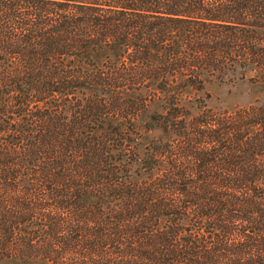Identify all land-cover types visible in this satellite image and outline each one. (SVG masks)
Listing matches in <instances>:
<instances>
[{"label":"trees","instance_id":"1","mask_svg":"<svg viewBox=\"0 0 264 264\" xmlns=\"http://www.w3.org/2000/svg\"><path fill=\"white\" fill-rule=\"evenodd\" d=\"M210 80L264 87V0H0V264H264V179L230 163L264 143L229 123L238 176H179L218 152L177 109L180 150L140 125Z\"/></svg>","mask_w":264,"mask_h":264},{"label":"rangeland","instance_id":"2","mask_svg":"<svg viewBox=\"0 0 264 264\" xmlns=\"http://www.w3.org/2000/svg\"><path fill=\"white\" fill-rule=\"evenodd\" d=\"M165 103L169 104V101ZM172 103L175 105L171 107L159 100L148 105L147 112L140 125L145 128L148 119H152L153 124L150 127L151 131L144 134V136L152 139L158 145H163L169 140V144L174 149L180 150L185 147L184 143L186 142L182 139L171 136L167 139L164 133V122L170 118L171 114H175V109H177L182 114V121L187 126V134L189 135L188 147H192L197 152H205L204 149H207V152H213V154L218 152L212 158H204V161L200 164L196 159L179 152H174L171 156H163L167 166H174L177 169L176 175L187 177L202 176L208 180L218 177L238 176L233 168L229 169L225 165L227 162L225 152L236 146L229 141L226 142L224 139L212 140L210 138L212 137L211 132H214V135L219 132L221 134L223 129L230 126L229 123L244 126L248 136L247 143H264V124L260 123V121L264 120V115H255L258 112L260 113V106H264V87H256L246 81L232 85L218 83L217 80H210V82L205 81L202 91L191 92L186 98L173 101ZM179 122L174 121L176 126L181 125ZM197 123L198 126H194ZM249 124L251 125L249 126ZM176 126L173 130L176 132L180 131ZM255 153L256 155L248 162L242 158L235 157L230 163H245L248 166H252L254 173L248 176L264 179V168H262L264 167V147L256 149ZM199 167L201 172L198 170ZM171 173V171L163 170L159 174L164 176ZM208 230L207 228L206 231ZM35 258L38 259V257ZM27 260L22 257L20 262L26 263Z\"/></svg>","mask_w":264,"mask_h":264}]
</instances>
